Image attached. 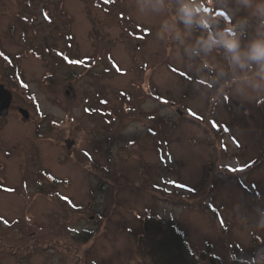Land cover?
<instances>
[{"label":"rangeland","instance_id":"374dc122","mask_svg":"<svg viewBox=\"0 0 264 264\" xmlns=\"http://www.w3.org/2000/svg\"><path fill=\"white\" fill-rule=\"evenodd\" d=\"M180 2L219 30L237 8ZM165 4L0 0V84L13 94L0 118V264H153L139 250L153 215L176 220L197 264L262 258L264 103L209 110L225 53H204L195 22L173 41L163 22L179 2Z\"/></svg>","mask_w":264,"mask_h":264},{"label":"clouds","instance_id":"9594fccd","mask_svg":"<svg viewBox=\"0 0 264 264\" xmlns=\"http://www.w3.org/2000/svg\"><path fill=\"white\" fill-rule=\"evenodd\" d=\"M178 2L179 12L171 17V22H163L171 31L172 40H181L183 30L179 28V24L188 28L195 22L202 25L208 33L207 38L201 36L197 39V44L204 53L216 49H222L225 53L226 67L220 68L217 76L207 83L209 89L215 88L214 92L206 95L208 109H214L229 99H236L240 105L254 104L257 107L264 103V0H236L237 8L228 10L226 26L222 30L216 28L219 21L214 13L201 11L197 14L195 7L198 5L185 4L180 0ZM165 7V0H142V10L159 13ZM241 10L246 15L240 16L232 24V19ZM197 15L199 19H195ZM253 21H256L255 26ZM157 36L164 39L163 32H158ZM199 54L198 51L194 52L195 56ZM204 67L209 65L204 64ZM260 227H264V221H261ZM261 257H264V249L257 253V258Z\"/></svg>","mask_w":264,"mask_h":264},{"label":"trees","instance_id":"16d2710c","mask_svg":"<svg viewBox=\"0 0 264 264\" xmlns=\"http://www.w3.org/2000/svg\"><path fill=\"white\" fill-rule=\"evenodd\" d=\"M145 224L144 234L139 239V250L142 254H149L153 264H197L198 257L189 244L186 232L179 228L176 220L165 222L153 215L147 217ZM213 258L211 264L221 263L217 255ZM233 264L251 263L237 254ZM255 264H264V257Z\"/></svg>","mask_w":264,"mask_h":264},{"label":"water","instance_id":"95a60500","mask_svg":"<svg viewBox=\"0 0 264 264\" xmlns=\"http://www.w3.org/2000/svg\"><path fill=\"white\" fill-rule=\"evenodd\" d=\"M13 94L10 90H8L4 84H0V118L7 116L9 113L10 106L12 104ZM20 112L24 116H28L29 114L20 109Z\"/></svg>","mask_w":264,"mask_h":264},{"label":"snow or ice","instance_id":"6c2138e0","mask_svg":"<svg viewBox=\"0 0 264 264\" xmlns=\"http://www.w3.org/2000/svg\"><path fill=\"white\" fill-rule=\"evenodd\" d=\"M107 2V0H106ZM219 15L221 16H225V13L221 12L219 13ZM0 56H3V53H0ZM5 59H7V57H5ZM72 63H79L77 61H71ZM172 71H177V69L173 68ZM26 87V85H25ZM189 112V115L192 116L193 118H198V119H202V117L198 116L196 112L192 111L191 109L188 110ZM212 124V127L213 128H218L219 126L215 123V122H211ZM222 148H224V150L226 151L227 150V147L226 145H222ZM232 171H235V169H230ZM173 184V187H176L178 185H176L174 182H171ZM180 187H183L182 185H180ZM4 191H11V189H3ZM6 223V222H5Z\"/></svg>","mask_w":264,"mask_h":264}]
</instances>
